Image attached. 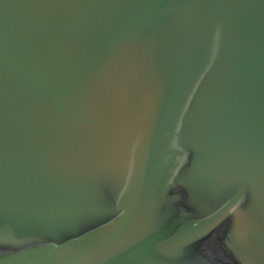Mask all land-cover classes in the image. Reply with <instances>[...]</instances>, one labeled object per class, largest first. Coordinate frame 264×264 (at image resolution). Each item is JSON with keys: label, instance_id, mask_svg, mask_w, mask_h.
<instances>
[{"label": "water", "instance_id": "obj_1", "mask_svg": "<svg viewBox=\"0 0 264 264\" xmlns=\"http://www.w3.org/2000/svg\"><path fill=\"white\" fill-rule=\"evenodd\" d=\"M0 264H264V0H0Z\"/></svg>", "mask_w": 264, "mask_h": 264}]
</instances>
